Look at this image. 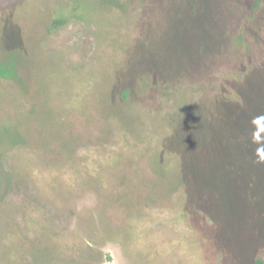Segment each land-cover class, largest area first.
I'll list each match as a JSON object with an SVG mask.
<instances>
[{"label":"rangeland","instance_id":"1","mask_svg":"<svg viewBox=\"0 0 264 264\" xmlns=\"http://www.w3.org/2000/svg\"><path fill=\"white\" fill-rule=\"evenodd\" d=\"M0 70V264H264V0H0Z\"/></svg>","mask_w":264,"mask_h":264},{"label":"flooded vegetation","instance_id":"2","mask_svg":"<svg viewBox=\"0 0 264 264\" xmlns=\"http://www.w3.org/2000/svg\"><path fill=\"white\" fill-rule=\"evenodd\" d=\"M55 24L58 25V22H55ZM95 30L96 29L92 26L91 27L84 26V28H82L79 33H77L73 36V38H72V40H70L69 44L75 45L77 42V45L80 48H83V47H86L88 45V43L90 42L94 46V50H95V47H96L95 46L96 36L94 35ZM92 54H94L93 50L89 54L87 53V55H92Z\"/></svg>","mask_w":264,"mask_h":264},{"label":"trees","instance_id":"3","mask_svg":"<svg viewBox=\"0 0 264 264\" xmlns=\"http://www.w3.org/2000/svg\"><path fill=\"white\" fill-rule=\"evenodd\" d=\"M0 73H1L4 77H10V76L12 75V71H6V70L1 71V70H0Z\"/></svg>","mask_w":264,"mask_h":264}]
</instances>
